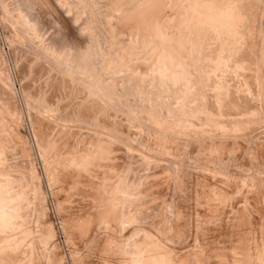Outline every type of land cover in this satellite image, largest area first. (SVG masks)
Masks as SVG:
<instances>
[{"label": "rangeland", "instance_id": "1", "mask_svg": "<svg viewBox=\"0 0 264 264\" xmlns=\"http://www.w3.org/2000/svg\"><path fill=\"white\" fill-rule=\"evenodd\" d=\"M198 1L0 0V264H264V0Z\"/></svg>", "mask_w": 264, "mask_h": 264}, {"label": "bare ground", "instance_id": "2", "mask_svg": "<svg viewBox=\"0 0 264 264\" xmlns=\"http://www.w3.org/2000/svg\"><path fill=\"white\" fill-rule=\"evenodd\" d=\"M21 1H22V0H21ZM185 1H186V0H185ZM199 1H200V0H199ZM199 1H198V2H199ZM214 1H215V0H214ZM218 1L220 2V0H218ZM228 1H229V0H228ZM207 2H208V0H207ZM236 2H237V1H236ZM18 3H19V2H18ZM188 3H189V2H188ZM231 3H232V2H231ZM190 4H191V3H190ZM199 4H200V3H199ZM201 4H202V3H201ZM220 4H221V3H220ZM225 4H226V3H225ZM228 4H229V3H228ZM234 4H235V3H234ZM184 5H186V4H184ZM184 5H182V6H184ZM218 5H219V4H218ZM209 6H210V5H209ZM233 6H234V5H233ZM25 7H26V6H25ZM185 7H186V6H185ZM202 7H203V6H202ZM207 7H208V6H207ZM225 7H226V6H225ZM22 8H23V5H22ZM123 8H124V7H123ZM186 8H187V7H186ZM205 8H206V7H205ZM229 8H230V7H229ZM234 8H235V7H234ZM17 9H18V8H17ZM127 9H128V8H127ZM15 10H16V7H15ZM120 10H121V8H120ZM157 10H158V9H157ZM157 10H156V11H157ZM181 10H182V9H181ZM194 10H195V9H194ZM209 10H210V9H209ZM28 11H29V10H28ZM226 11H227V10H226ZM236 11H237V10H236ZM31 12H32V11H31ZM192 12H193V11H192ZM192 12H191V14H192ZM196 12H197V11H196ZM201 12H203V11L201 10ZM218 12H219V11H218ZM17 13H18V12H17ZM29 13H30V11H29ZM180 13H181V12H180ZM198 13H199V11H198ZM213 13H214V12H213ZM216 13H217V11H216ZM225 13H226V12H225ZM225 13H224V15H225ZM241 13H242V12H241ZM15 14H16V13H15ZM18 14H19V13H18ZM26 14H27V13H26ZM191 14H190V15H191ZM200 14H202V13H200ZM204 14H205V13H204ZM209 14H210V13H209ZM196 15L198 16V14H196ZM215 15H216V14H215ZM217 15H218V14H217ZM224 15H223V14L221 15V13H220V17H223ZM19 16H20V15H19ZM165 16H166V15H165ZM192 16H193V15H192ZM227 16H230V14L227 15ZM190 17H191V16H190ZM220 17H219V18H220ZM225 17H226V15H225ZM231 17H233V16L231 15ZM20 18H23V17L21 16ZM159 18H160V17H159ZM160 19H161V18H160ZM165 19H166V18H165ZM189 19H190V18H189ZM217 19H218V17H217ZM221 19H222V18H221ZM221 19H220V20H221ZM225 19H226V18H225ZM234 19H235V18H234ZM23 20H24V19H23ZM34 20L36 21V17H35ZM194 20H195V18H194ZM215 20H216V18H215ZM218 20H219V19H218ZM223 20H224V18H223ZM3 21H4V20H3ZM196 21H197V20H196ZM226 21H228V20H226ZM23 22H24V21H23ZM30 22H31V21H30ZM187 22H188V21H187ZM213 22H214V20H213ZM213 22H212V23H213ZM218 22H219V21H218ZM218 22H217V23L215 22V24H219V23H221V22H219V23H218ZM228 22H229V21H228ZM235 22H236V21H235ZM248 22H249V21H248ZM20 23H21V22H20ZM77 23H78V22H77ZM81 23H82V22H81ZM154 23H155V22H154ZM169 23H170V22H169ZM223 23H224V22H222V24H223ZM225 23H226V22H225ZM31 24H32V23H31ZM31 24H30L29 26H31ZM186 24H187V23H186ZM229 24H230V23H229ZM24 25H25V24H24ZM26 25H27V24H26ZM41 25H43V24H41ZM80 25H81V24H80ZM190 25H191V24H190ZM195 25H196V24H195ZM227 25H228V23H227ZM186 26H187V25H186ZM188 26H189V25H188ZM196 26H197V25H196ZM215 26H218V25H215ZM220 26H221V25H220ZM33 27H34V26H33ZM127 27H128V26H127ZM178 27H179V26H178ZM191 27H192V26H191ZM194 27H195V26H194ZM202 27H203V26H202ZM222 27H223V25H222ZM224 27H227V26H224ZM24 28H25V27H24ZM40 28H41V27H40ZM44 28H45V26H44ZM119 28H120V27H119ZM162 28H163V27H162ZM185 28H188V27H185ZM197 28H198V27H197ZM3 29H4V28H3ZM6 29H7V28H6ZM54 29H55V28L53 27V30H54ZM226 29H227V28H226ZM226 29H225V30H226ZM31 30H32V29H31ZM40 30H42V28H41ZM79 30H80V29H79ZM157 30H158V29H157ZM157 30H156V31H157ZM177 30H178V29H177ZM177 30H176V31H177ZM182 30H183V29H182ZM185 30L187 31V29H185ZM194 30H195V29H194ZM206 30H207V29H206ZM229 30H230V29H229ZM4 31H5V30H4ZM10 31H11V30H10ZM33 31H34V30H33ZM47 31H48V28H47ZM188 31H189V30H188ZM197 31H198V30H197ZM219 31H220V30H219ZM7 32H8V31H7ZM34 32H35V31H34ZM38 32H39V31H38ZM53 32H54V31H53ZM83 32H84V31H83ZM165 32H166V31H165ZM180 32H181V31H180ZM189 32H190V31H189ZM203 32H205V31H203ZM206 32H208V31H206ZM213 32H214V31H213ZM12 33H13V32H12ZM36 33H37V32H36ZM43 33H44V32H43ZM175 33H176V32H175ZM177 33H178V31H177ZM177 33H176V34H177ZM190 33H191V32H190ZM192 33H193V32H192ZM225 33H226V32H225ZM30 34H31V33H30ZM33 34H34V33H32V35H33ZM125 34H127V33H125ZM157 34H158V33H157ZM172 34H174V33L172 32ZM180 34H181V33H180ZM182 34H184L183 31H182ZM188 34H189V33H188ZM226 34H227V33H226ZM229 34H230V33H229ZM236 34H237V33H236ZM42 35H43V34H42ZM53 35H54V34H53ZM155 35H156V34H155ZM178 35H179V33H178ZM189 35H190V34H189ZM191 35H192V34H191ZM227 35H228V34H227ZM227 35H226V37H227ZM230 35H231V34H230ZM232 35H233V34H232ZM240 35H241V34H240ZM162 36H163V35H162ZM171 36H173V35H171ZM176 36H177V35H176ZM192 36H193V35H192ZM28 37H29V36H28ZM39 37H41V36H39ZM43 37H44V36H43ZM57 37H58V36H57ZM151 37H152V36H151ZM180 37H181V36H180ZM236 37H237V36H236ZM34 38H36V36H35ZM37 38H38V37H37ZM53 38H55V37H53ZM137 38H138V37H137ZM147 38H148V37H147ZM201 38H202V37H201ZM25 39H26V38H25ZM56 39H57V38H56ZM143 39H144V38H143ZM163 39H164V38H163ZM174 39H175V38H174ZM187 39H188V38H187ZM191 39H192V38H191ZM206 39H207V38H206ZM51 40H52V39H51ZM62 40H63V39H62ZM121 40H122V39H121ZM138 40H139V39H138ZM189 40H190V39H189ZM38 41H39V40H38ZM52 41H53V40H52ZM56 41L58 42V40H56ZM56 41H55V42H56ZM182 41H183V40H182ZM190 41H192V40H190ZM10 42H11V41H10ZM53 42H54V41H53ZM62 42L64 43V41H62ZM62 42H61V43H62ZM71 42H73V41H71ZM144 42H146V41H144ZM193 42H194V41H193ZM235 42H236V41H234V43H235ZM28 43H29V42H28ZM34 43H35V42H34ZM40 43H41V42H40ZM66 43H68V42H66ZM132 43H133V42H132ZM180 43H181V42H180ZM189 43H190V42H189ZM13 44H14V43H13ZM52 44H53V43H52ZM181 44H182V43H181ZM8 45H9V43H8ZM66 45H67V44H66ZM191 45H192V44H191ZM191 45H190V47H191ZM40 46H41V45H40ZM193 46H194V45H193ZM235 46H236V44H235ZM14 47H15V46H14ZM52 47H53V46H52ZM72 47H73V46H72ZM48 48H49V47H48ZM66 48H67V47H66ZM76 48H77V47H76ZM201 48H202V47H201ZM15 49H16V48H15ZM18 49H19V48H18ZM71 49H72V48H71ZM130 49H131V48H130ZM55 50H56V49H54L53 52H54ZM142 50H143V49H142ZM183 50H184V49H183ZM189 50H190V49H189ZM48 51H49V49H47V52H48ZM74 51H75V50H74ZM162 51H163V50H162ZM177 51H179V50H177ZM194 51H195V49H194ZM16 52H17V51H16ZM45 52H46V50H45ZM55 54H56V53H55ZM52 55H53V54H52ZM60 55H61V54H60ZM69 55H70V54H69ZM188 55H189V54H188ZM77 56H78V55H77ZM184 56H185V55H184ZM227 56H228V55H227ZM16 57H17V56H16ZM47 57H48V56H47ZM57 57H58V56H57ZM68 57H69V56H68ZM136 57H137V56H136ZM59 58H60V57H59ZM61 58H62V56H61ZM140 58H141V57H140ZM169 58H170V57H169ZM56 59H57V58H56ZM56 59H55V60H56ZM67 59H69V58H67ZM221 60H222V59H221ZM1 61H2V60H1ZM28 61H29V60H28ZM66 61H67V60H66ZM66 61H64V63H65ZM195 61H196V60H195ZM54 62L56 63V61H54ZM69 62H70V61H69ZM164 62H165V61H164ZM219 62H220V61H219ZM1 63H2V62H1ZM14 63H15V62H14ZM19 63H20V62H19ZM45 63H46V62H45ZM104 63H105V62H104ZM34 64H35V63H34ZM56 64H57V63H56ZM70 64H71V63H70ZM70 64H69V65H70ZM176 64H177V63H176ZM185 64H186V63H185ZM0 65H1V64H0ZM15 65H17V64H15ZM95 65H96V64H95ZM99 65H100V64H99ZM13 66H14V65H13ZM25 66H26V65H25ZM107 66H108V65H107ZM3 67H4V66H3ZM3 67H2V68H3ZM221 67H222V66H221ZM23 68H24V67H23ZM62 68H63V67H62ZM66 68H67V67H66ZM189 68H190V67H189ZM217 68H218V67H217ZM224 68H225V67H224ZM14 69H15V68H14ZM55 69H56V68H55ZM88 69H89V67H88ZM40 70H41V69H40ZM73 70H74V69H73ZM91 70H92V69H91ZM0 71H1V70H0ZM57 71H58V70H57ZM64 71H65V70H64ZM66 71H67V69H66ZM66 71H65V74H66ZM68 71H69V70H68ZM68 71H67V72H68ZM78 71H79V70H78ZM224 71H225V70H224ZM49 72H50V71H49ZM70 72H71V71H70ZM73 72H74V71H73ZM75 72H76V71H75ZM169 72H170V71H169ZM47 73H48V72H47ZM79 73H80V72H79ZM56 74H58V73H56ZM68 74H69V73H68ZM68 74H67V75H68ZM77 74H78V73H77ZM77 74H76V75H77ZM80 74H81V73H80ZM8 75H9V74H8ZM61 75H62V74H61ZM74 76H75V75H74ZM67 77H68V76H67ZM79 77H80V76H79ZM137 77H138V76H137ZM9 78H10V77H9ZM76 78H77V77H76ZM82 78H83V77H82ZM102 78H103V77H102ZM77 79H78V78H77ZM69 80H70V79H69ZM75 81H76V80H75ZM61 82H62V80H61ZM70 82H71V81H70ZM80 82H81V81H80ZM86 82H88V81L86 80ZM59 83H60V82H59ZM128 83H129V82H128ZM20 84H21V83H20ZM38 84H39V83H38ZM45 84H46V83H45ZM78 84H79V83H78ZM80 84H81V83H80ZM83 84H84V82H83ZM183 84H184V83H183ZM4 85H5V84H4ZM39 85H40V84H39ZM56 85H58V84H56ZM61 85H62V83H61ZM63 85H64V84H63ZM70 85H71V84H70ZM35 86H36V85H35ZM40 86H41V85H40ZM84 86H85V85H84ZM100 86H101V85H100ZM120 86H121V85H120ZM7 87H8V86H7ZM66 87H67V86H66ZM66 87H65V88H66ZM88 87H89V86H88ZM105 87H106V86H105ZM122 87H123V86H122ZM72 88H73V87H72ZM221 88H222V87H221ZM6 89H7V88H6ZM23 89H24V88H23ZM79 89H80V88H79ZM110 89H111V88H110ZM118 89H119V88H118ZM43 90H44V88H43ZM107 90H108V89H107ZM112 90H113V89H112ZM40 91H41V90H40ZM70 91H72V90H70ZM86 91H87V90H86ZM182 91H183V90H182ZM0 92H1V91H0ZM28 92H29V91H28ZM31 92H32V91H31ZM31 92H30V93H31ZM49 92H50V90H49ZM2 93H3V92H2ZM11 93H12V92H11ZM22 93H23V92H22ZM72 93H73V92H72ZM89 93H90V92H89ZM12 94H13V93H12ZM12 94H11V95H12ZM31 94H33V93H31ZM33 95H34V94H33ZM73 95H75V94H73ZM31 96H32V95H31ZM37 96H38V95H37ZM5 97H6V96H5ZM25 97H26V96H25ZM97 97H98V96H97ZM57 98H58V97H57ZM62 98H63V97H62ZM73 98H74V97H73ZM73 98H72V99H73ZM99 98H100V97H99ZM33 99H34V98H33ZM54 99H55V98H54ZM63 99H64V98H63ZM97 99H98V98H97ZM9 100H10V99H9ZM14 100H15V99H14ZM24 100H25V98H24ZM67 100H68V99H67ZM69 100H70V99H69ZM88 100H89V98H88ZM98 100H99V99H98ZM76 101H78V100H76ZM76 101H74V102H76ZM85 101H86V100H85ZM89 101H90V100H89ZM105 101H106V100H105ZM7 102H8V100H7ZM29 102H30V101H29ZM68 102H69V101H68ZM74 102H73V103H74ZM35 103H36V102H35ZM63 103H64V102H63ZM77 103H78V102H77ZM91 103H92V102H91ZM64 104H67V102L64 103ZM68 104H69V103H68ZM68 104H67V105H68ZM74 104H75V103H74ZM1 105H2V104H1ZM3 105H4V103H3ZM67 105H66V106H67ZM69 105H70V104H69ZM79 105H80V104H79ZM48 106H49V105H48ZM58 106H59V105H58ZM63 106H64V105H63ZM50 107H51V106H50ZM54 107H55V106H54ZM61 107H62V106H61ZM70 107H71V106H70ZM70 107H69V108H70ZM90 107H91V106H90ZM51 108H52V107H51ZM63 108H64V107H63ZM74 108H75V107H74ZM39 109H40V108H39ZM56 109H57V108H56ZM59 109H60V108H59ZM66 109H67V108H66ZM72 109H73V108H72ZM79 109H80V108H79ZM86 109H87V108H86ZM86 109H85V110H86ZM11 110H12V109H11ZM32 110H33V109H32ZM67 110H68V109H67ZM70 110H71V109H70ZM74 110H75V109H74ZM77 110H78V109H77ZM81 110H82V109H81ZM90 110H92V109H90ZM90 110H88V112H87V111H86V112L89 113ZM13 111H14V110H13ZM75 111H76V110H75ZM79 111H80V110H79ZM82 111H83V110H82ZM82 111H81V112H82ZM98 111H99V110H98ZM5 112H6V109H5ZM8 112H9V111H8ZM11 112H12V111H11ZM28 112H29V111H28ZM36 112H37V111H36ZM64 112H65V110H64ZM64 112H63V113H64ZM77 112H78V111H77ZM84 112H85V111H84ZM84 112H83V113H84ZM86 112H85V114H86V116H87V113H86ZM34 113H35V112H34ZM60 113H61V109H60ZM72 113H73V112H72ZM75 113H76V112H75ZM7 114H8V113H7ZM17 114H18V113H17ZM85 114H84V115H85ZM90 114H92L91 111H90ZM90 114H89V115H90ZM9 115H10V114H9ZM52 115H53V114H52ZM55 115H56V114H55ZM57 115H58V114H57ZM64 115H65V113H64ZM67 115H68V114H67ZM67 115H66V117H67ZM69 115H70V112H69ZM69 115H68V116H69ZM75 115H76V114H75ZM77 115H78V114H77ZM80 115H81V114H80ZM101 115H102V114H101ZM2 116H3V115H2ZM30 117H31V116H30ZM52 117H53V116H52ZM79 117H80V116H78V118H79ZM82 117H83V115H82ZM101 117H102V116H101ZM103 117H104V116H103ZM1 118H2V117H1ZM5 118H6V117H5ZM36 118H37V117H36ZM70 118H71V117H70ZM107 118H108V117H107ZM6 120H7V119H6ZM64 120H65V119H64ZM69 120H70V119H69ZM90 120H91V119H90ZM52 121H53V120H52ZM59 121H60V120H59ZM2 122H3V121H2ZM7 122H8V121H7ZM61 122H62V121H61ZM5 123H6V121H5ZM63 123H64V122H63ZM72 123H74V122H72ZM77 123H78V122H77ZM82 123H83V122H82ZM93 123H94V122H93ZM102 123H103V122H102ZM57 124H59V123H57ZM69 124H70V123H69ZM74 124H75V123H74ZM80 124H81V123H80ZM100 124H101V123H100ZM0 125H1V124H0ZM8 125L10 126V124H8ZM8 125H7V126H8ZM53 125H54V124H53ZM64 125H65V124H64ZM76 125H78V124H75V126H74L75 128L77 127ZM87 125H88V124H87ZM5 126H6V125H5ZM55 126H56V125H55ZM66 126H67V125H66ZM82 126H83V125H82ZM84 126H85V125H84ZM93 126H94V125H93ZM102 126H103V125H102ZM61 127H63V126H61ZM88 127H89V126H88ZM95 127L97 128V126H95ZM0 128H1V127H0ZM57 128H58V127H57ZM75 128H74V129H75ZM12 129H13V128H12ZM68 129H69V128H68ZM77 129H78V128H77ZM94 129H95V128H94ZM105 129H106V128H105ZM7 130H8V129H7ZM55 130H56V128H55ZM58 130H59V129H58ZM70 130H71V128H70ZM70 130H69V131H70ZM78 130H81V128H79ZM78 130H77V131H78ZM87 130H89V129H87ZM17 131H19V130H17ZM62 131H63V130H62ZM71 131H73V129H72ZM82 131H83V130H82ZM97 131H98V130H97ZM101 131L103 132V130H101ZM14 132H15V131H14ZM87 132H88V131H87ZM108 132H109V131H108ZM74 133H75V132H74ZM79 133H80V131H79ZM84 133H86V131H85ZM84 133H83V136H84ZM97 133H98V132H97ZM20 134H21V133H20ZM47 134H48V133H47ZM51 134H53V133L51 132ZM51 134H50V135H51ZM77 134H78V133H77ZM11 135H12V134H11ZM66 135H67V134H66ZM72 135H73V134H72ZM78 135H79V134H78ZM81 135H82V134H81ZM87 135H88V133H87ZM90 135H91V134H90ZM1 136H2V135H1ZM1 136H0V137H1ZM16 136H17V135H16ZM47 136H48V135H47ZM88 136H89V135H88ZM93 136H94V134H93ZM95 136H96V135H95ZM97 136H99V135H97ZM102 136H103V135H102ZM68 137H70V136H68ZM73 137H74V136H72V139H73ZM80 137H81V136H80ZM86 137H87V136H86ZM90 137H91V136H90ZM90 137H89V138H90ZM104 137H105V136H104ZM114 137H115V136H114ZM48 138H49V137H48ZM63 138H64V137H62V140H63ZM74 138H75V137H74ZM76 138H78V137H76ZM59 139H60V138H59ZM69 139H70V138H68L67 140H69ZM101 139H102V138H101ZM104 139H105V138H104ZM56 140H58V139H56ZM62 140H61V142H63ZM76 140H77V139H76ZM81 140H83V138H82ZM88 140H89V139H88ZM98 140H99V138H98ZM79 141H80V139H79ZM92 141H93V139H92ZM117 141H118V140H117ZM64 142H65V141H64ZM67 142H68V141H67ZM71 142H72V141H71ZM110 142H111V141H110ZM220 142H221V141H220ZM52 143H53V142H52ZM58 143H59V140H58ZM77 143H79V142H77ZM82 143H83V142H82ZM82 143H81V144H82ZM85 143H86V142H85ZM88 143H89V141H88ZM216 143H217V142H216ZM0 144H2V142H1ZM21 144H22V143H21ZM69 144H70V143H69ZM73 144H74V143H73ZM73 144H72V145H73ZM93 144H94V143H93ZM108 144H109V143H108ZM7 145H8V144H7ZM16 145H18V144H16ZM42 145H43V144H42ZM57 145H58V144H57ZM70 145H71V144H70ZM72 145H71V146H72ZM89 145H90V144H89ZM96 145H97V144H96ZM1 146H2V145H0V147H1ZM82 146H83V145H82ZM2 147H3V146H2ZM85 147H86V146H85ZM56 148H57V147H56ZM2 149H3V148H2ZM2 149H1V150H2ZM42 149H43V148H42ZM84 149H85V148H84ZM95 149H96V147H95ZM4 150H5V148H4ZM59 150H60V149H59ZM5 151H6V150H5ZM5 151H1V152H5ZM43 151H44V150H43ZM60 151H61V150H60ZM1 152H0V153H1ZM82 152L85 153L84 151H82ZM86 152H87V151H86ZM5 153H6V152H5ZM9 153H10V151L8 152V154H9ZM91 153H92V152H91ZM8 154H7V155H8ZM50 154H51V153H50ZM55 154H56V153H55ZM70 154H71V153H70ZM85 154H86V153H85ZM56 155H57V154H56ZM67 155H68V154H67ZM1 156H2V155H1ZM3 156H4V155H3ZM48 156H49V155H48ZM54 156H55V155H54ZM54 156H53V157H54ZM61 156H63V155H61ZM64 156H65V155H64ZM8 157H9V156H8ZM8 157H7V158H8ZM55 157H56V156H55ZM2 158H3V157H2ZM2 158H0V159H2ZM9 158H10V157H9ZM57 159H58V158H57ZM70 159H71V158H70ZM7 160H9V159H7ZM12 160H13V159H12ZM12 160H11V161H12ZM25 160H26V159H25ZM9 161H10V160H9ZM11 161H10V163H11ZM20 161H21V160H20ZM4 162H5V161H4ZM6 163H7V162H6ZM56 165H57V164H56ZM67 165H68V164H67ZM8 166H9V165L7 164V167H8ZM10 166H11V165H10ZM10 166H9V167H10ZM22 166H23V165H22ZM12 167H13V166H12ZM12 167H11V168H12ZM57 167H58V166H57ZM0 168H1V167H0ZM11 168H10V170H11ZM22 169H23V168H22ZM54 169H55V168H54ZM120 169H121V168H120ZM12 170H13V169H12ZM15 170H16V169H15ZM56 170H57V169H56ZM59 170H60V168H59ZM3 171H4V170H3ZM5 171H6V170H5ZM5 171H4V173H7V174L9 173V172H5ZM7 171H8V170H7ZM47 171H48V170H47ZM1 172H2V169H1ZM12 172H13V171H12ZM14 172H15V171H14ZM14 172H13V174H15ZM16 172H17V171H16ZM4 173H2V176L6 175V174H4ZM0 174H1V173H0ZM3 174H4V175H3ZM130 174H131V173H130ZM9 175H10V173H9ZM18 175H19V174H18ZM18 175H15L14 178H16V176H18ZM0 176H1V175H0ZM11 176H13V175H11ZM26 176H27V175H26ZM29 176H30V175H29ZM19 177L21 178L20 175H19ZM23 177H24V176H23ZM63 177H64V176H63ZM3 178H4V177H3ZM6 178H7V177H6ZM12 178H13V177H12ZM12 178H11V179H12ZM17 178H18V177H17ZM25 178L27 179L28 177H25ZM1 179H2V178H1ZM8 179H9V178H8ZM29 179H30V178H29ZM4 180H5V179H4ZM131 180H132V179H131ZM5 181H6V180H5ZM5 181H3V182L5 183ZM27 181H28V180H27ZM30 181H31V180H30ZM0 182H1V181H0ZM6 182H7V181H6ZM8 182H9V181H8ZM8 182H7V183H8ZM28 183H29V182H28ZM13 184H14V183H13ZM5 185H6V184H5ZM7 185H8V184H7ZM17 185H18V184H17ZM27 185H28V184H27ZM0 186H1V185H0ZM2 186H3V184H2ZM10 186H11V184H10ZM10 186H9V187H10ZM13 186H14V185H13ZM13 186H12V187H13ZM21 186H22V185H21ZM29 186H30V185H29ZM29 186H28V187H29ZM3 187H5V186H3ZM6 187H7V186H6ZM14 187H15V186H14ZM14 187H13V188H14ZM85 187H86V186H85ZM128 187H129V186H128ZM10 188H11V187H10ZM11 189H12V188H11ZM14 189H15V188H14ZM33 189H34V188H33ZM19 190H20V189H19ZM22 190H23V189H22ZM132 190H134V189H132ZM26 191H27V188H25V192H26ZM31 191H32V190H31ZM18 192H19V191H18ZM20 192H21V191H20ZM76 192H77V191H76ZM107 192H108V191H107ZM132 192H134V191H132ZM30 193L32 194V192H30ZM30 193H29V191H28V194H30ZM33 193H35V192H33ZM134 193H135V192H134ZM31 194H30L29 196H31ZM88 194H89V193H88ZM26 195H27V193H26ZM32 195H33V194H32ZM34 195H35V194H34ZM37 195H38V194H37ZM94 197H97V196H94ZM2 198H3V195L0 194V199H2ZM30 198L32 199V197H30ZM23 199H24V197H23ZM135 200H136V199H135ZM1 201H2V200H1ZM1 201H0V202H1ZM58 201H59V200H58ZM73 201H74V200H73ZM127 201H129V200H127ZM133 201H134V200H133ZM6 202H7V200H6V201L4 200V203H5V204H6ZM9 202H10V201H9ZM30 202H31V201H30ZM4 203L1 202L0 205H2V204L4 205ZM11 203H13V202H11ZM23 203H24V202H23ZM137 204H138V202H137ZM3 205L1 206V208L3 207ZM9 205H10V204H9ZM15 205H16V204H15ZM95 205H97V204H95ZM95 205H94V206H95ZM134 205H135V204H134ZM21 206L23 207V205H21ZM40 206H41V205H40ZM94 206H93V207H94ZM138 206H139V205H138ZM138 206H137V207H138ZM25 207H26V206H25ZM1 208H0V210H1ZM135 208H136V207H135ZM13 209H14V208H13ZM16 209H18V207H17ZM10 210H11V209H10ZM22 210H23V209H22ZM37 210H38V209H37ZM83 210H84V209H83ZM89 210H90V209H89ZM133 210H134V208H133ZM1 211H2V210H1ZM8 211H9V210H8ZM11 211H12V210H11ZM95 211H96V210H95ZM95 211H94V212H95ZM90 212H91V211H90ZM94 212H93V213H94ZM135 212H136V211H135ZM13 213H14V212H13ZM28 213H29V212H28ZM84 213H85V212H84ZM0 214H1V212H0ZM14 214H15V213H14ZM14 214H13V215H14ZM18 214H19V212H18ZM89 214H90V213H88V215H89ZM3 215H4V214H3ZM3 215H2V216L0 215L1 218L3 217ZM10 215H11V213H10ZM95 215H96V212H95ZM98 215H99V214H98ZM77 216H78V215H77ZM85 216H86V215H85ZM96 216H97V215H96ZM96 216H95V217H96ZM136 216H137V215H136ZM180 216H181V215H180ZM4 217H5V216H4ZM4 217H3V218H4ZM20 217H21V216H20ZM20 217H19V218H20ZM35 217H36V216H35ZM83 217H84V216H83ZM88 217H89V216H88ZM5 218H6V217H5ZM5 218L3 219V220H4L3 223L6 222V221H5L6 219H7V220L9 219V218H6V219H5ZM89 218H90V217H89ZM89 218H88V219H89ZM92 218H93V217H92ZM138 218H139V217H138ZM10 219H11V218H10ZM17 219H18V218H17ZM85 219H86V218H85ZM18 220H19V219H18ZM22 220H23V219H22ZM90 220L92 221V219H90ZM105 220H106V218H105ZM139 220H140V219H139ZM139 220H138V221H139ZM178 220H179V219H178ZM14 221H15V220H14ZM87 221H88L87 223H89V220H87ZM99 221H100V220H99ZM106 221H107V220H106ZM1 222H2V219L0 220V223H1ZM35 222L37 223V221H35ZM76 222H77V221H76ZM83 222H84V221H83ZM92 222H93V221H92ZM101 222H102V221H101ZM109 222H110V221H109ZM8 223L10 224V220H9L8 222H6L5 224H8ZM67 223H68V222H67ZM104 223H105V222H104ZM9 224H8V225H9ZM81 224H82V223H81ZM91 224H92V223H91ZM96 224H97V223H95V225H96ZM8 225H4V224L2 225V223L0 224L1 227L3 226V227H7V228H8ZM77 225H78V224H77ZM93 225H94V224H93ZM177 225H178V224H177ZM118 226H119V225H118ZM13 227H15V226H13ZM85 227H86V226H85ZM88 227H89V226H88ZM91 227H92V226H91ZM69 228H70V227H69ZM102 228H103V227H102ZM0 229H3V228H0ZM8 229H9V228H8ZM9 230H10V229H9ZM88 230H89V229H88ZM90 230H91V229H90ZM93 230H94V229H93ZM95 230H96V229H95ZM95 230H94V231H95ZM14 232H15V231H14ZM30 232H31V231H30ZM30 232H29V233H30ZM90 232H91V231H90ZM33 233H34V232H33ZM68 234H69V233H68ZM86 234H88V233H86ZM104 234H105V233H104ZM104 234H103V236H104ZM17 235H18V234H17ZM69 235H71V234H69ZM69 235H68V236H69ZM20 236H21V235H20ZM87 236H89V235H87ZM72 237H73V236H72ZM85 237H86V236H85ZM1 238H2V237H1ZM11 238H12V237H11ZM17 238H18V237H17ZM22 238H23V237H22ZM22 238H21V239H22ZM86 238H87V237H86ZM91 238H92V237H91ZM100 238H101V237H100ZM4 239H5V238H4ZM13 239H15V237H14ZM18 239H19V238H18ZM83 239H84V238H83ZM89 239H90V238H89ZM6 240H7V238H6ZM10 240H11V239H10ZM10 240H9V242H10ZM15 240H16V239H15ZM15 240H14V241L12 240L13 243L15 242ZM101 240H102V239H101ZM146 240H147V239H146ZM151 240H152V239H151ZM1 241H3V239H2ZM4 241H5V240H4ZM17 241H18V240H17ZM19 241H20V240H19ZM80 241H81V240H80ZM126 241H127V240H126ZM5 242H6V241H5ZM1 243H2V242H1ZM1 243H0V245H1ZM3 243H4V242H3ZM16 243H17V245H18V242H16ZM8 244L10 245L11 242L8 243ZM8 244H7V245H8ZM19 244H20V243H19ZM158 244H159V243H158ZM11 245H12V244H11ZM100 245H101V244H100ZM13 246H14V245H13ZM13 246H12V247H13ZM25 246H26V245H25ZM25 246H24V247H25ZM39 246H40V245H39ZM39 246H38V247H39ZM145 246H146V245H145ZM145 246H144V247H145ZM7 247H8V246H7ZM7 247H6V248H7ZM28 247H29V245L27 246V249H28ZM103 247H104V246H103ZM146 247H147V246H146ZM162 247H163V246H162ZM22 248H23V247H21L19 250H21ZM110 248H111V247H110ZM150 248H151V247H148L147 250H151ZM152 248H153V247H152ZM1 249H2V248H1ZM14 249H15V248H14ZM14 249H12V250H14ZM29 249H30V248H29ZM73 249H74V248H73ZM172 249H173V248H172ZM24 250H26V249H24ZM24 250H23V251H24ZM144 250H145V249H144ZM147 250H146V251H147ZM170 250H171V249H169V251H170ZM39 251H40V250H39ZM155 251H156V250H155ZM20 252H21V251H20ZM147 252H148V251H147ZM147 252H145V253H147ZM162 252H163V251H162ZM172 252H175V251L173 250ZM5 253H6V252H5ZM5 253L3 254L4 256H5ZM23 253H24V252H23ZM25 253L27 254L28 251L25 252ZM31 253H33V252H31ZM135 253H136V252H135ZM145 253H144V254H145ZM155 253H156V252H155ZM164 253H165V252H164ZM169 253H170V252H169ZM15 254H16V253H15ZM19 254H20V253H19ZM21 254H22V253H21ZM11 255H12V254H11ZM164 255H165V254H164ZM168 255H169V254H168ZM168 255H167V256H168ZM178 255H179V254H178ZM0 256H1V255H0ZM4 256H2V258H3ZM6 256H7V253H6ZM19 256H20V255H19ZM25 256H26V255H25ZM25 256H24V258H25ZM27 256H28V254H27ZM31 256H32V255H31ZM116 256H117V255H116ZM151 256H152V255H151ZM167 256H165V257H167ZM173 256H174V255H173ZM180 256H181V255H180ZM110 257H111V256H110ZM142 257H143V256H142ZM145 257H146V256H145ZM154 257H156V256H154ZM154 257H152V258H153V259H152L153 261H151V264H152V262H154V260H155ZM6 258H7V257H6ZM22 258H23V257H22ZM44 258H45V257H44ZM60 258H61V257H60ZM98 258H99V257H98ZM104 258H105V257H104ZM148 258H149V257H148ZM169 258H170V257H169ZM3 259H4V258H3ZM101 259H102V258H101ZM145 259H146V258H145ZM145 259H144V261H145ZM166 259H168V258H166ZM25 260H26V259H25ZM29 260H30V259H29ZM106 260H107V259H106ZM109 260H110V259H109ZM120 260H121V259H120ZM148 260H149V259H148ZM150 260H151V258H150ZM164 260H165V259H164ZM179 260H180V259H179ZM46 261H47V260H46ZM135 261H136V260H135ZM135 261H133V262H135ZM156 261H159L158 264H161V263H162V262L160 263V259L158 260V257L156 258ZM161 261H162V260H161ZM166 261H167V260H166ZM169 261H170V260H168V262H165V261H163V262H164L165 264H169V263L171 262V261H170V262H169ZM177 261H178V260H177ZM177 261H176V262H177ZM183 261H184V260H183ZM30 262H31V261H30ZM145 262H146V261H145ZM176 262H175V263H176ZM179 262H180V261H179ZM18 263H19V262H18ZM26 263H27V262H26ZM32 263H33V262H32ZM103 263H106V264H107L106 261L103 262ZM110 263H111V261H110ZM113 263H114V262H113ZM149 263H150V261H147L146 264H149ZM154 263H156V262H154ZM154 263H153V264H154ZM164 263H163V264H164ZM175 263H173V264H175ZM23 264H24V263H23ZM36 264H37V263H36ZM45 264H46V262H45ZM135 264H136V263H135ZM140 264H143V263L141 262ZM176 264H177V263H176ZM187 264H188V263H187Z\"/></svg>", "mask_w": 264, "mask_h": 264}]
</instances>
